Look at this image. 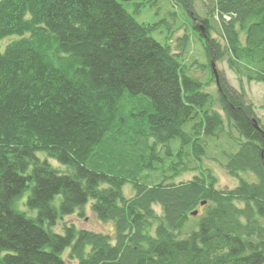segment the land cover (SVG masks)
I'll list each match as a JSON object with an SVG mask.
<instances>
[{
	"label": "trees",
	"instance_id": "1",
	"mask_svg": "<svg viewBox=\"0 0 264 264\" xmlns=\"http://www.w3.org/2000/svg\"><path fill=\"white\" fill-rule=\"evenodd\" d=\"M132 1L0 0V264H65V250L77 264H264L254 105L221 74L216 98L203 90L172 30L156 40ZM171 1L210 68L225 60L240 83H264V0H210L203 16ZM207 157L237 183L219 186ZM187 169L197 172L173 181ZM26 191L35 214L21 208ZM89 202L113 239L65 220ZM193 216L195 229L176 237Z\"/></svg>",
	"mask_w": 264,
	"mask_h": 264
},
{
	"label": "rangeland",
	"instance_id": "2",
	"mask_svg": "<svg viewBox=\"0 0 264 264\" xmlns=\"http://www.w3.org/2000/svg\"><path fill=\"white\" fill-rule=\"evenodd\" d=\"M209 3L210 0H191V7L197 14L203 16L206 12V4ZM126 5L127 9L131 13H133L135 19L138 22L151 24L152 26L154 25L151 31V35L159 42L163 43L165 41L166 36L172 30V34L170 37L171 49L174 52H177L179 54V57L181 58L182 63L186 64L187 67H185V69L188 70L187 72L202 81V89L210 92L216 98L217 94L214 80L215 78H212L209 72L210 61L206 60V58L204 57L203 47L200 40L198 39L199 36L196 37L195 30L193 28L191 29V21L189 20L190 16L186 15L185 13L183 14L182 11H180V8L174 5L171 0H133L132 2H129ZM135 8L138 9L137 12L134 11ZM213 18L215 21H220L219 16L216 13L214 14ZM209 22L210 24H212V26L214 25L212 20H210ZM210 30L212 35L217 37V32L213 29ZM185 31H187L188 33V39L185 43H182V41H179L177 38L178 36L183 35ZM213 62L218 72V76L219 74H221V77H223L229 85L235 88L241 89L240 87H243L247 100L254 105L255 114L259 118L261 124L264 125V83L253 81L249 82L245 79H242L240 83L234 73L228 68L225 60H213ZM215 100L217 101V99ZM216 101L214 102V107L219 108L218 102ZM174 143L176 142H173V144ZM209 153V155H211L210 157L216 155L215 150L212 147L210 148ZM38 157L39 159H43L44 157L47 158L44 153H38ZM48 162L51 166L55 168H64L62 165L59 164L58 161L52 158H49ZM203 165L213 167L215 173L219 178V186L230 187L237 183L236 179L228 177L224 172L222 166L220 167L216 165L215 162L213 163L209 157L204 158ZM196 172L197 170L187 169L179 175L175 176L173 181L177 182L180 180L190 179L192 175ZM129 184L130 183L127 182L123 186L124 194L127 197L132 196L134 192ZM27 195L28 191L23 194V201L21 200L20 204L21 208H23V210L30 215L35 214L36 211L30 212V210L26 208L25 200ZM58 201L59 196L55 198L56 205L58 204ZM90 204L91 203L89 202L87 203V205H85L82 210H79L78 212L72 215L66 216L65 220L67 222L74 223L75 226L78 228L101 232L113 239V222L99 220L93 214L90 208ZM154 209L158 214L160 213V208L158 206L155 205ZM194 219V216L188 219L183 229H181V231L179 230L176 233V237H184L188 232L194 230L196 227ZM56 228L60 230V224L57 225ZM67 251L65 250L62 254L65 264H77L76 260L68 257Z\"/></svg>",
	"mask_w": 264,
	"mask_h": 264
},
{
	"label": "water",
	"instance_id": "3",
	"mask_svg": "<svg viewBox=\"0 0 264 264\" xmlns=\"http://www.w3.org/2000/svg\"><path fill=\"white\" fill-rule=\"evenodd\" d=\"M211 69H212V72H213V75H214V78H215V83L216 85L219 87V76H218V72L216 70V67H215V64L213 61H211ZM255 126L257 128H259L258 124L255 122ZM204 202H202L203 204ZM197 213V211H193L191 214L192 215H195Z\"/></svg>",
	"mask_w": 264,
	"mask_h": 264
}]
</instances>
